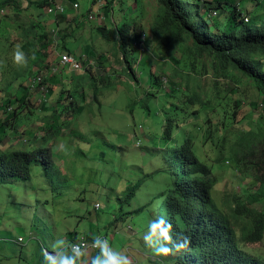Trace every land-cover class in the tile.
I'll list each match as a JSON object with an SVG mask.
<instances>
[{"label":"rangeland","instance_id":"1","mask_svg":"<svg viewBox=\"0 0 264 264\" xmlns=\"http://www.w3.org/2000/svg\"><path fill=\"white\" fill-rule=\"evenodd\" d=\"M75 1L77 9L68 0L64 6L80 22L68 24L64 32L68 41H77L74 57L85 69L60 67L51 75L64 53L54 45L42 53L37 37L47 22L35 16L55 14L35 7L39 0L18 5L0 0L8 10L0 17V146L47 152L32 166L29 180L0 182V264H111V258L118 259L116 264H178L154 216L172 183L170 149L162 136L175 109H182V129L196 139L197 154L212 166L215 202L241 237L251 219L234 218L232 207L259 186L256 158L245 159L238 151L243 134L260 133L264 106L255 84L239 72L233 71L237 78H232L231 70H218L208 55L194 56L191 41L166 52L153 36L161 13L158 0H104L100 11L99 0L96 5L94 0ZM226 2V11L215 20L222 29L230 24L228 32L239 34L262 25L264 0ZM235 7L250 18L247 25L234 27L230 15ZM190 14L196 25L203 24V16ZM124 23L146 38V50L133 47L132 69L116 45ZM99 27L114 37L106 41ZM17 52L23 59H17ZM39 76L49 90L46 96L40 88L29 89ZM7 104L13 113L4 111ZM131 188L136 190L128 198ZM252 208L264 215V200ZM84 235L106 238L110 249L102 245L95 253L70 259L67 246ZM243 248L264 258V240Z\"/></svg>","mask_w":264,"mask_h":264},{"label":"trees","instance_id":"2","mask_svg":"<svg viewBox=\"0 0 264 264\" xmlns=\"http://www.w3.org/2000/svg\"><path fill=\"white\" fill-rule=\"evenodd\" d=\"M94 2L96 5L98 0ZM158 3L161 13L154 23L153 36L160 39L166 52L191 41L189 52L194 56L208 55L214 66H219L218 70H231L232 78H237L233 71L249 78L258 89L259 104L264 106V68L261 65L264 60V21L255 31L246 28L239 34L229 33L230 24L222 29L212 15L213 11L220 15L226 11V0H158ZM47 5L46 0L38 3L42 8ZM190 13L203 16V24L196 25ZM230 16L235 22L234 27L247 25L244 21L247 16L237 7L232 8ZM98 29L106 41L114 37L113 31L105 27ZM117 36L116 45L123 60L130 65L128 59L132 58L135 42L142 35L124 23ZM128 69H132L131 65ZM174 111L176 113H170L163 124L162 136V142L170 149L168 170L172 183L163 193L154 216L165 229L170 248L177 252L178 264H264L263 257L243 248L244 243L255 244L264 240V215L252 208L264 200V117L258 121L260 133L243 134L238 142L241 157L256 158L259 172L255 194L244 202L237 200L232 207L234 218L247 217L252 223L251 228L239 237L230 217L214 200L216 178L212 166L197 154L194 136L187 128L182 129L185 118L179 116L182 109ZM45 150L7 151L0 146V182L15 178L29 180L32 166L42 162L47 153ZM238 157L236 153L235 159ZM135 190L131 188L127 197L134 196Z\"/></svg>","mask_w":264,"mask_h":264},{"label":"built area","instance_id":"3","mask_svg":"<svg viewBox=\"0 0 264 264\" xmlns=\"http://www.w3.org/2000/svg\"><path fill=\"white\" fill-rule=\"evenodd\" d=\"M45 1V0H43ZM48 1V5L46 7L47 12L49 14H55V15H62L66 12L65 6L62 3H58L56 2V0H46ZM105 1L104 0H99V8H104L105 6ZM75 9H77L79 7L78 4H74L73 5ZM6 14V10L4 8L0 9V16H4ZM213 17H216L218 15L217 11H213L212 12ZM89 19H95V17L93 15L89 16ZM245 23L248 24L250 22V18L249 17H245ZM145 36H141V38H139L136 42H135V47H140L141 49L144 48V50H146V44H145ZM91 64H89L90 66ZM92 66V65H91ZM64 68L70 70V71H78L81 72L82 70L85 69V66L82 64V62L78 59H76V57H74L71 54L68 53H64L59 57V63L57 64V67H51L50 71H52L51 75H55L58 71L59 68ZM40 88L42 93L45 95L46 92L48 91L45 86H44V78L42 76L36 77L34 78V80L32 81L31 85H30V89H38ZM4 111L6 113H11L13 111V106H5L4 107ZM26 140V139H24ZM136 145L139 147L141 144L140 142L137 141ZM95 208L99 209L101 208V204L100 203H96L95 204ZM18 241L22 242L24 241V239L22 237H19ZM102 245H105L106 247H108V249H110V245L107 241L106 238H91L87 235H84L80 238H77L75 241L71 242L70 246H67V250L70 253V259L72 258H79L83 255V253H85L86 251H91V252H97ZM69 259V261H70ZM118 259H114L111 258L110 259V263L111 264H116V261ZM70 263L72 264L73 262L70 261Z\"/></svg>","mask_w":264,"mask_h":264},{"label":"crops","instance_id":"4","mask_svg":"<svg viewBox=\"0 0 264 264\" xmlns=\"http://www.w3.org/2000/svg\"><path fill=\"white\" fill-rule=\"evenodd\" d=\"M22 1V0H20ZM19 0H11V3L13 5L17 4L20 2ZM35 2V0H32ZM32 1L30 0H23L22 3H31ZM41 2V0H39V3ZM56 2L58 3H62L65 4L66 0H56ZM138 2V1H137ZM68 3L71 4L72 8H74V4H78L77 1L75 0H68ZM38 5H35V7ZM137 6V5H136ZM134 6V7H136ZM80 7V6H79ZM78 7V8H79ZM46 9V8H45ZM72 9V10H73ZM44 10V9H43ZM70 10V8L68 9V12L66 10V12L62 15H55V16H47V18H44L43 16L37 15L35 16V19L38 22H47L45 27V30L43 33L38 32V37L37 40H39L41 47H42V53H46L47 51H51L53 50V48H49L50 45H54V48L59 49L58 51L61 53H68L71 54L73 56H75V50L76 48H78V43L77 41H68L67 40V36L68 34L64 32V28L65 26L69 25H74V24H79L78 22H80L79 18L73 14H71L70 12L72 11ZM73 31V30H72ZM48 39V41L50 40L53 41L52 44H49L48 42H45ZM69 43L71 44H75L76 47H73V49H70L71 47H69ZM56 51V52H58ZM62 99V97L60 98V100ZM85 100V98H83V101ZM76 109V108H75ZM77 110H82L79 106L77 107ZM78 237H76L74 240H76ZM92 260V258L90 259ZM84 264H87V262H85Z\"/></svg>","mask_w":264,"mask_h":264},{"label":"clouds","instance_id":"5","mask_svg":"<svg viewBox=\"0 0 264 264\" xmlns=\"http://www.w3.org/2000/svg\"><path fill=\"white\" fill-rule=\"evenodd\" d=\"M6 0H2V2H5ZM42 1V0H41ZM47 7V6H46ZM46 7H44V9L46 8ZM1 8H4L5 10H6V14L4 15V16H0V17H6L7 16V14H8V10L6 9V6H0V9ZM46 11H47V9H45ZM16 57H17V59L19 60V59H23V53H21V52H17V54H16ZM81 61V60H80ZM57 67V66H56ZM88 69V68H87ZM87 69H86V71H87ZM58 70H60V68L58 69ZM57 74V73H56ZM55 74V75H56ZM30 89V88H29ZM47 92H49V90L47 91ZM46 92V93H47ZM47 94H45L44 96H46ZM11 104H9V106H10ZM6 106V105H5ZM11 106H13V105H11ZM13 111H14V108H13ZM12 111V112H13ZM11 112V113H12ZM11 113H8V114H11Z\"/></svg>","mask_w":264,"mask_h":264},{"label":"bare ground","instance_id":"6","mask_svg":"<svg viewBox=\"0 0 264 264\" xmlns=\"http://www.w3.org/2000/svg\"><path fill=\"white\" fill-rule=\"evenodd\" d=\"M101 9L99 8V11H100ZM97 15V14H96Z\"/></svg>","mask_w":264,"mask_h":264}]
</instances>
